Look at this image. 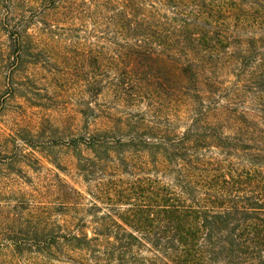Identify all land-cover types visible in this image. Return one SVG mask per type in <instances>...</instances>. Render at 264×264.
<instances>
[{"label": "trees", "instance_id": "obj_1", "mask_svg": "<svg viewBox=\"0 0 264 264\" xmlns=\"http://www.w3.org/2000/svg\"><path fill=\"white\" fill-rule=\"evenodd\" d=\"M14 99L68 110L45 146L0 131V174L53 181L16 253L264 264V0H0V117Z\"/></svg>", "mask_w": 264, "mask_h": 264}, {"label": "rangeland", "instance_id": "obj_2", "mask_svg": "<svg viewBox=\"0 0 264 264\" xmlns=\"http://www.w3.org/2000/svg\"><path fill=\"white\" fill-rule=\"evenodd\" d=\"M62 99L59 108L40 109L28 107L21 99L10 101L9 108L2 110L0 117V131L3 134L11 133L7 136V150L9 153H18L20 141L14 140L13 132L22 136L29 144L34 146H45L38 144L37 140H53L49 130L44 128L41 123L39 132H35V125L40 121V117L53 116L57 122L63 117L66 109V103ZM20 104L21 107L18 106ZM44 129V130H43ZM25 153L32 152L33 149L21 144ZM37 148V147H36ZM13 155V154H12ZM11 156V154L9 155ZM38 156V155H37ZM17 157L13 158L16 159ZM30 166L24 167V175L18 177L13 169L15 164L4 165V171L0 174V264H35V253L24 249L21 253H16L12 249V240L18 237L25 239V245H29V238L32 236L34 225L35 209L32 207L35 202H44L47 204L53 200L52 188L50 186L51 173L45 168H36L30 156L24 159ZM13 161V160H11ZM42 164L47 168H53L45 158H42ZM37 206V205H36ZM20 232V233H18Z\"/></svg>", "mask_w": 264, "mask_h": 264}]
</instances>
